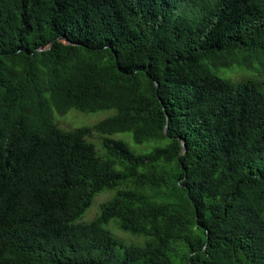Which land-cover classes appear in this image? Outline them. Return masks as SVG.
Returning a JSON list of instances; mask_svg holds the SVG:
<instances>
[{
    "label": "trees",
    "instance_id": "obj_1",
    "mask_svg": "<svg viewBox=\"0 0 264 264\" xmlns=\"http://www.w3.org/2000/svg\"><path fill=\"white\" fill-rule=\"evenodd\" d=\"M245 50L264 62V0H0V264H264V80L206 67Z\"/></svg>",
    "mask_w": 264,
    "mask_h": 264
},
{
    "label": "rangeland",
    "instance_id": "obj_2",
    "mask_svg": "<svg viewBox=\"0 0 264 264\" xmlns=\"http://www.w3.org/2000/svg\"><path fill=\"white\" fill-rule=\"evenodd\" d=\"M227 62V66L221 65L225 58L221 56L218 60L208 63L206 67L217 76L229 80L233 84H240L242 82L252 80H264V62L263 58L259 60H250L247 50L236 51ZM228 57V56H227ZM114 114L113 110H103L89 114L79 113L76 110H69L67 112H59L55 109H51L52 122L56 128L62 131H72L78 128L93 127L98 122L111 117ZM109 138L125 143L128 148L136 155L143 154L154 146L152 143L137 145L133 143L131 135L129 133H115ZM88 141L94 144L96 150L101 153V139L98 135L93 134L88 138ZM115 191L104 190L96 194L84 214L76 221L77 223L89 224L94 221L99 213L102 204L111 200ZM113 237L117 238L125 245L142 246L149 239L138 238L128 233L122 232L115 220H111L104 227Z\"/></svg>",
    "mask_w": 264,
    "mask_h": 264
},
{
    "label": "water",
    "instance_id": "obj_3",
    "mask_svg": "<svg viewBox=\"0 0 264 264\" xmlns=\"http://www.w3.org/2000/svg\"><path fill=\"white\" fill-rule=\"evenodd\" d=\"M166 130H167V124L165 125L164 130H163L164 134H166ZM183 148H184V143H183Z\"/></svg>",
    "mask_w": 264,
    "mask_h": 264
}]
</instances>
